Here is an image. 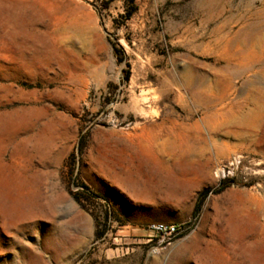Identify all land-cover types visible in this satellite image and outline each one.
Masks as SVG:
<instances>
[{
    "label": "rangeland",
    "instance_id": "1",
    "mask_svg": "<svg viewBox=\"0 0 264 264\" xmlns=\"http://www.w3.org/2000/svg\"><path fill=\"white\" fill-rule=\"evenodd\" d=\"M263 9L0 0V230L40 208L0 264H264V110H240L264 79L227 71Z\"/></svg>",
    "mask_w": 264,
    "mask_h": 264
},
{
    "label": "bare ground",
    "instance_id": "2",
    "mask_svg": "<svg viewBox=\"0 0 264 264\" xmlns=\"http://www.w3.org/2000/svg\"><path fill=\"white\" fill-rule=\"evenodd\" d=\"M259 16L261 17L262 20L259 19V22H253L248 27H246V31L243 34L244 35L243 36L244 41H243L242 46H241L242 49H241L240 54H239L240 56H238L239 58H241L242 62L238 66L227 67V71L229 72V77H228L229 79L235 78L238 76H246V74H249V73H253L254 78L249 79L247 77V80H246L247 83H256L257 82V83L261 84L262 78L264 79V60H263L264 59V9L262 11H260ZM226 46L229 47V45H226ZM226 48H224V49L226 50ZM218 76H220V75H218ZM219 78H221V77H219ZM226 80H227V78H226ZM200 86H201V84H200ZM248 94L249 95L247 96L245 101L240 104L241 105L240 110H242V112H243L242 115H244V117H247L246 112L250 113L249 115H251L252 111H254L257 114H260L261 111L264 110V103H263L264 102V86L261 85L259 87H256L254 89V91H249ZM206 100H208L207 102H209V103L214 102V99H212V98H207ZM254 112H253V114H254ZM37 179H38V177H37ZM37 179H36V181H37ZM2 212L4 215H7L10 217L11 225H9L10 227L2 228V230H0V236L2 233L8 234V231H10L12 229V227H14L13 225H15V228H16V226H18L17 223L19 221H24L25 219L27 220V218H29V219L33 218V217L35 218L36 214L38 215V213H40V208H39V204H38L37 200L30 198L28 200H24V201L20 202V204L15 208V210L12 214L10 213L11 211L9 209H6V208L3 209ZM16 221H18V222L16 223ZM3 241H4V239L2 237H0V242H3Z\"/></svg>",
    "mask_w": 264,
    "mask_h": 264
},
{
    "label": "trees",
    "instance_id": "3",
    "mask_svg": "<svg viewBox=\"0 0 264 264\" xmlns=\"http://www.w3.org/2000/svg\"><path fill=\"white\" fill-rule=\"evenodd\" d=\"M132 3H134V0H130ZM129 16H131V14H129ZM125 79H129V76L127 75L125 77ZM84 147V140L81 141V147H80V150H82ZM234 182L233 179H230V178H227L225 180H223L221 183L225 186V187H228L230 186L232 183ZM85 187V186H84ZM86 188V187H85ZM211 192L213 193H218L219 191H213V190H205L202 194H201V199L199 200V203L198 205L196 206V209H195V213L194 215H197L200 211V203L202 202V199L206 198ZM103 235V232H100L99 234H97V238H100L101 236Z\"/></svg>",
    "mask_w": 264,
    "mask_h": 264
},
{
    "label": "built area",
    "instance_id": "4",
    "mask_svg": "<svg viewBox=\"0 0 264 264\" xmlns=\"http://www.w3.org/2000/svg\"><path fill=\"white\" fill-rule=\"evenodd\" d=\"M241 164V160L239 158H233V160L230 162L231 167H238ZM153 230L157 231L159 233L167 232L170 234H173L177 232V228L175 226H153Z\"/></svg>",
    "mask_w": 264,
    "mask_h": 264
}]
</instances>
